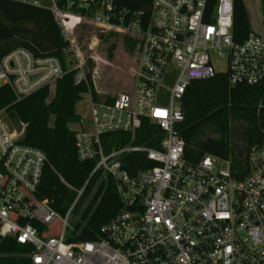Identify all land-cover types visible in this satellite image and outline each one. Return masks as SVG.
Instances as JSON below:
<instances>
[{
	"label": "built area",
	"instance_id": "2783aa9c",
	"mask_svg": "<svg viewBox=\"0 0 264 264\" xmlns=\"http://www.w3.org/2000/svg\"><path fill=\"white\" fill-rule=\"evenodd\" d=\"M5 1L44 8L42 0ZM48 2L70 53L82 25L137 41L134 91L111 102L87 95L89 127L76 132L75 146L78 159L95 167L65 216L38 198L49 161L26 145L27 124L0 112V240L28 248L32 264H264V143L233 171L230 159L189 158L177 130L193 82L225 74L230 87L264 90V37L251 32L234 41V0H153L149 20L135 14L119 25L112 0ZM73 69L75 85L87 82L83 63ZM63 75L58 59L24 48L0 58V81L18 101ZM145 124L157 129L152 146L105 152L104 135L135 141ZM98 174L114 184L121 210L102 227L103 240L76 242L70 217Z\"/></svg>",
	"mask_w": 264,
	"mask_h": 264
},
{
	"label": "trees",
	"instance_id": "16d2710c",
	"mask_svg": "<svg viewBox=\"0 0 264 264\" xmlns=\"http://www.w3.org/2000/svg\"><path fill=\"white\" fill-rule=\"evenodd\" d=\"M112 3L114 24L119 25L122 18L129 21L135 14H143V19L149 20L153 0H112ZM209 3L213 5L215 0ZM233 5V39L240 44L252 32L251 22L244 0H234ZM111 36L114 34L104 38ZM125 43L131 52H138L136 40L127 38ZM69 47L49 9L0 0V58L24 48L37 58L58 59L64 71L62 79L56 82L53 96L47 86L18 101L9 86L0 87V112L25 122L26 145L39 149L48 158L38 198L48 201L60 216H65L76 200L75 190L84 187L95 167V162H81L77 156V131L70 128L81 122L76 107L89 93L94 100H99L90 72L86 74L87 82L75 85L73 65L65 63ZM112 54L113 50L110 57ZM182 110L184 121L177 130L192 160L204 156L230 159L233 171L243 170L247 150L264 143L261 87H230L227 76L219 74L212 80L193 82L184 94ZM155 134L157 129L145 124L138 140L133 141L131 135L108 134L102 137V143L109 154L127 145H150ZM120 210L112 181L105 180L101 174L93 177L73 210L80 216L75 225L78 234L75 241L103 240L102 227ZM28 251L13 239L0 240V264H32Z\"/></svg>",
	"mask_w": 264,
	"mask_h": 264
},
{
	"label": "rangeland",
	"instance_id": "374dc122",
	"mask_svg": "<svg viewBox=\"0 0 264 264\" xmlns=\"http://www.w3.org/2000/svg\"><path fill=\"white\" fill-rule=\"evenodd\" d=\"M42 6L51 8L48 0H42ZM248 9L252 32L264 37V0H244ZM107 36L94 26L82 25L75 30L73 43L75 52L69 53L66 58V66L72 63L73 67L83 63L85 73H91L92 84L97 98L105 99L120 94H129L134 91L135 71L138 64V53L131 52L125 43L128 37L121 33H113ZM114 48V49H113ZM113 54L110 57V53ZM55 85L49 86L50 95L55 93ZM3 83L0 81V87ZM88 96H84L78 103L76 113L80 117V124L70 126L73 131L87 129L90 121V109ZM222 168L226 164L221 163ZM75 212L71 214L70 225L79 220Z\"/></svg>",
	"mask_w": 264,
	"mask_h": 264
},
{
	"label": "crops",
	"instance_id": "0c3cea01",
	"mask_svg": "<svg viewBox=\"0 0 264 264\" xmlns=\"http://www.w3.org/2000/svg\"><path fill=\"white\" fill-rule=\"evenodd\" d=\"M117 96V95H116ZM115 97V96H114ZM99 100H107V98H105V99H101V98H99Z\"/></svg>",
	"mask_w": 264,
	"mask_h": 264
},
{
	"label": "water",
	"instance_id": "95a60500",
	"mask_svg": "<svg viewBox=\"0 0 264 264\" xmlns=\"http://www.w3.org/2000/svg\"><path fill=\"white\" fill-rule=\"evenodd\" d=\"M25 141V140H24Z\"/></svg>",
	"mask_w": 264,
	"mask_h": 264
}]
</instances>
